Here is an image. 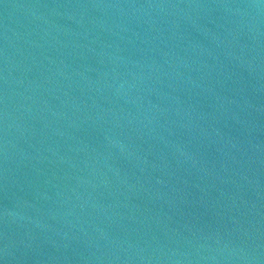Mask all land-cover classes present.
<instances>
[{"label":"water","instance_id":"water-1","mask_svg":"<svg viewBox=\"0 0 264 264\" xmlns=\"http://www.w3.org/2000/svg\"><path fill=\"white\" fill-rule=\"evenodd\" d=\"M0 264H264V0H0Z\"/></svg>","mask_w":264,"mask_h":264}]
</instances>
